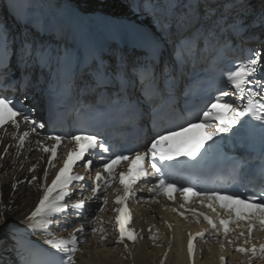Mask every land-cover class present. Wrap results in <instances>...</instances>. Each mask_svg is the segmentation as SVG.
<instances>
[{
	"label": "snow or ice",
	"instance_id": "obj_1",
	"mask_svg": "<svg viewBox=\"0 0 264 264\" xmlns=\"http://www.w3.org/2000/svg\"><path fill=\"white\" fill-rule=\"evenodd\" d=\"M10 7L20 31L12 38L9 37L6 30L0 34V55L7 58L11 44L14 46L13 55L19 57L20 62L25 66V71L32 65L49 67L59 54L41 38L42 34L48 31L44 22L30 11L31 5L13 3ZM146 7L152 12V23L148 31L136 30L137 39L133 43V51L136 54L134 56L121 55L114 65L106 64L103 57L93 55L91 64L84 70V79L89 82L85 85V90L89 86L97 89L115 88L120 99L129 107H134L132 96L139 88L141 96L148 104V107L142 112L145 123L151 121L154 127L161 130L150 139L144 151H136L134 155L113 153L111 157L103 155L109 153L111 149L105 145V142L98 140L95 135L77 134L72 136L70 139L75 142L77 150L68 153L63 166L51 184L44 187L42 198L27 219L33 221L31 224L33 229H41L45 234L50 235L48 227L54 223L53 218L59 220L63 216L67 220L72 215L82 218L80 210L84 209L85 200L80 199L71 204L66 201V197L71 198L69 186L74 182L75 186L81 189V196H83L84 187L87 186L91 192L89 199H102L103 204L107 205L106 195L102 198L98 194L106 193L107 188L116 179L115 169L123 163L126 165L127 171L119 173V184L122 191L114 201L117 205L115 219L119 229L117 244L124 243L125 239L133 242L136 240L134 231L127 226L130 222V214L126 207V201L133 194V185L144 180L145 184H151V187L148 188L150 193L163 194L169 200H173V193L179 192L184 199L182 208L189 203L190 198H196L203 206L214 212H217V209L222 210L224 216L227 217L226 219L220 217L219 220L224 235L227 236L230 231H236V228L230 229L229 227L236 225L237 228H242L239 235L245 237L244 243L251 245V247H238L236 251L250 253V259L264 258V243L257 248L251 241L254 227L259 225L260 229L264 231V186L257 192H249L245 195L221 191H199L194 190L191 186L178 188L174 181L166 179L173 168L169 162L181 157L197 161V157L201 155V150L205 148V145L207 144L208 148L214 147L208 142L214 141L216 137H220L224 133H231L232 137H243L250 129L257 127L253 123V121H257L260 122V131L264 137V53L261 50H254L246 61L234 64L231 69L221 74L222 80L230 85L235 92L221 90L208 106L197 114L198 119L195 122H187L185 125H179L173 129H165L162 124L156 121L159 108L157 102L167 103L171 100L182 71H187L189 64L202 54L206 57L212 56L218 31L223 30L222 23L226 22L225 13L232 12L236 7V0H220L218 3L215 0H205L203 5L200 0H190L186 4L187 11L182 13L175 11L178 5L174 2L163 6V10L159 14L152 11L157 7L152 3V0H148ZM220 9L223 11L217 16ZM237 19L240 21L239 27H243L242 17ZM233 26H236L235 21ZM70 56L71 53L65 49L64 58ZM8 67L10 64L6 66V71ZM76 67L78 69L79 64ZM201 78L207 80V76ZM27 87L28 85L21 81L18 88L21 95L18 99L0 95V128L10 124L19 132L18 117L24 123L32 125L30 131L19 135L20 148H23L26 138L37 130L35 121L30 120L25 112V108L31 111L27 105L30 98ZM232 96L244 103L234 106L233 100L225 99V97ZM181 111L183 112V110ZM38 127L43 128L44 125L39 124ZM191 132L200 134L194 142L183 141L175 145L170 143ZM45 138L54 142L52 147H46L40 141L36 143L42 147L45 153L51 154V159H48L47 163L52 165L57 158V149L62 146L65 138L59 134L47 135ZM222 143L223 138L215 141L216 145ZM97 149L99 152L96 151ZM6 154L7 148L4 152V155ZM86 155H95L105 161L102 169L104 173H107V177L103 176L100 171H96L94 187L80 183L85 179L83 175L72 174V169L78 161H84L80 165L81 167L86 170L91 169L93 160H85ZM0 159H3V155H0ZM146 161H148V165H146ZM181 163L186 164L187 161H181ZM30 171H35V168ZM47 175L48 172L45 169L44 180L47 179ZM232 175L233 177L242 175L240 162L235 163ZM149 176L156 178V182L148 180ZM35 179L36 177L32 178V180ZM259 179L264 185V164L260 165ZM31 182L30 180L29 183ZM14 188L15 185H13ZM245 192H248L247 188ZM69 208L72 209L71 212ZM97 210L103 212L105 209L98 206ZM180 215L183 216V213ZM193 215H202L213 230L217 229L216 223L208 215L196 213L194 210ZM217 215L220 216V212H217ZM184 218L187 219V217ZM4 220L5 217L0 215V221ZM57 227L62 226L57 224ZM169 227L171 226L169 225ZM83 231V225L80 224L74 228L69 238H53L46 241L57 253L62 254L60 264H76L75 256L80 243L77 233ZM245 231L247 236H245ZM204 235L203 232L197 234L201 239L204 238ZM194 239L196 237H190L188 241L190 256L193 253L192 241ZM228 242L233 243L231 240ZM125 247L128 245L125 244ZM221 264H224L223 257Z\"/></svg>",
	"mask_w": 264,
	"mask_h": 264
},
{
	"label": "bare ground",
	"instance_id": "obj_2",
	"mask_svg": "<svg viewBox=\"0 0 264 264\" xmlns=\"http://www.w3.org/2000/svg\"><path fill=\"white\" fill-rule=\"evenodd\" d=\"M170 2L178 5L175 9L178 13L184 0H160L152 11L159 14L163 6ZM13 3L31 5L30 11L48 29L41 38L58 54L65 40L63 30L72 21L97 37L108 34L117 26H129L134 21L149 27L152 23V12L146 7V0H0L3 9L2 12L0 9V27L8 29L10 38L20 31L13 24L14 14L10 7ZM248 3L251 5L247 6L245 2L242 9L248 12V23H264L262 15L252 16L258 10L264 11V0H248ZM4 152L0 147V155H3L0 159V215L5 217L4 221H0V262L16 254L20 236H26L36 244L48 245L46 241L49 239L69 238L73 233L71 230L60 232L48 228L49 235L31 227L33 221L27 217L42 198L45 183L53 170L50 166L44 168L45 157L37 150H31L27 156L25 152L15 155L8 150L6 155ZM32 168L35 171H30ZM45 169L48 172L46 180L43 179ZM33 177L36 179L32 180ZM99 218L101 222L95 225L97 233L78 244L76 264H189L185 251V226L157 208L153 214L142 207L136 209L135 226L140 230L134 242L117 244L119 238L109 210H105ZM165 221L171 227H167ZM104 226L109 228L102 230ZM80 237L77 235V239ZM218 253L216 247L198 246L192 264H220ZM241 260V255L231 253L227 264H242ZM254 264H263V259Z\"/></svg>",
	"mask_w": 264,
	"mask_h": 264
},
{
	"label": "rangeland",
	"instance_id": "obj_3",
	"mask_svg": "<svg viewBox=\"0 0 264 264\" xmlns=\"http://www.w3.org/2000/svg\"><path fill=\"white\" fill-rule=\"evenodd\" d=\"M155 1L154 0H152V3H154ZM251 4H248V6H250ZM2 7V6H1ZM1 7H0V9H1ZM3 11V9H1V12Z\"/></svg>",
	"mask_w": 264,
	"mask_h": 264
}]
</instances>
